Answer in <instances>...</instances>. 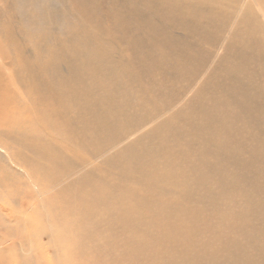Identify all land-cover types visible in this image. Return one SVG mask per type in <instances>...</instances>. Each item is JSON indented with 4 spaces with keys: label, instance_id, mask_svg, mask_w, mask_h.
Listing matches in <instances>:
<instances>
[{
    "label": "bare ground",
    "instance_id": "6f19581e",
    "mask_svg": "<svg viewBox=\"0 0 264 264\" xmlns=\"http://www.w3.org/2000/svg\"><path fill=\"white\" fill-rule=\"evenodd\" d=\"M0 227V264H264V0H0Z\"/></svg>",
    "mask_w": 264,
    "mask_h": 264
},
{
    "label": "rangeland",
    "instance_id": "374dc122",
    "mask_svg": "<svg viewBox=\"0 0 264 264\" xmlns=\"http://www.w3.org/2000/svg\"><path fill=\"white\" fill-rule=\"evenodd\" d=\"M70 1L72 2V0H70ZM103 1L107 2L108 0H103ZM63 11L64 10L61 9V8L58 11L55 10V12L57 14L61 13ZM93 18L96 21H98L96 19L97 16H94ZM64 27H65V24H64ZM70 93H73L72 90H70L69 92H64V95L70 94ZM120 97L122 98V93H120ZM115 108H116V104H115V100H114L113 101V106H112L113 112H114ZM55 120H56V116L52 117L50 119V123L47 125V127H45L43 122L38 117L37 129L35 131H33L32 133L34 134L35 137H38L37 140L40 143V146L43 147V148L46 147L47 150L50 153H52L55 156V158H56V134H58L57 130H61L62 132L66 131V116H63V119H62L63 122H62V124H60L58 126L55 125ZM111 122L112 121H108V125H110ZM44 130L47 131L48 134H51L50 136H48V138L44 135V133H43ZM55 130H56V132H54ZM106 140H107V142H111V139L109 140V139L106 138ZM26 154H27V151H26ZM89 156H90L89 160H91L93 158V161H91L90 165L96 163L97 160L95 159L94 151ZM23 168L25 170V175L26 176L30 175L31 177H35V175H40V174H42L44 172H46V173H54L52 168H37V167H34L31 163L28 166H26V167L23 166ZM72 178L73 177H67V178H61V179H62L63 184H64V183L70 181ZM34 188H36V185H34ZM98 189H100L101 193H103L104 195H107V194L111 195L112 194V189H111L110 186H99L96 189L93 188L91 190V193L93 195L94 194L97 195ZM32 190H33V187H32ZM1 192H2V194L5 197H8V198H10V199H12V200H14L16 202L17 208L14 210V215L13 216L11 215L12 217L20 218L22 213L29 211V207L26 205L27 201L24 202L23 207L20 208V206H21L20 200L23 199L22 193L23 192L27 193V189L25 187H23V189L21 190V192H20V194H19V196L17 198L13 197V195L10 194L8 189H4ZM30 198H36V194L35 193L31 194ZM30 224L32 225V228L34 229L33 232L34 231L36 232V231L40 230V228H39L40 225L38 224V220H32L30 222ZM23 232L26 233L27 229L22 227V229H20V232H19V238L21 237V234H23ZM7 233H8V230H6L4 227H0V236L2 234L3 235L5 234L4 236H6V235H8ZM32 235H33L32 238L35 241L36 235H34V233H32ZM27 239H28V241H27V245H28L29 244V236L27 237ZM18 251H20L19 248H18ZM10 256L13 257L12 255H10ZM11 259H13V258H10L9 260L12 261ZM9 260L7 259L6 262L4 261V264H10ZM20 260H21L20 258H17L16 262L14 264H18Z\"/></svg>",
    "mask_w": 264,
    "mask_h": 264
}]
</instances>
